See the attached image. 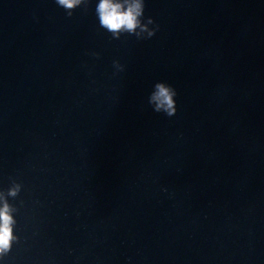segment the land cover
Here are the masks:
<instances>
[{
	"label": "water",
	"instance_id": "water-1",
	"mask_svg": "<svg viewBox=\"0 0 264 264\" xmlns=\"http://www.w3.org/2000/svg\"><path fill=\"white\" fill-rule=\"evenodd\" d=\"M97 3L0 0V264H264V0Z\"/></svg>",
	"mask_w": 264,
	"mask_h": 264
},
{
	"label": "clouds",
	"instance_id": "clouds-1",
	"mask_svg": "<svg viewBox=\"0 0 264 264\" xmlns=\"http://www.w3.org/2000/svg\"><path fill=\"white\" fill-rule=\"evenodd\" d=\"M56 2L65 9L68 16H71L81 5L87 8L89 4V0H56ZM144 7V0H98L95 12L99 26L110 32L114 38H119L124 32L137 38H146L142 34L147 32V37L150 38L156 29L148 28V24L154 23L151 17L147 18V23L144 22ZM175 95L176 92L171 86L158 82L150 95L149 103L155 104L156 111L163 109L168 115H172L176 111V102L173 99ZM19 187L16 185L9 189V195L15 196ZM12 211V207L5 200L0 206V252L8 249L14 239L12 226L15 221L11 215Z\"/></svg>",
	"mask_w": 264,
	"mask_h": 264
}]
</instances>
